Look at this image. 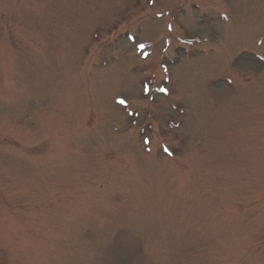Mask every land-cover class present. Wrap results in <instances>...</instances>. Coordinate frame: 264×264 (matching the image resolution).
<instances>
[{
  "label": "rangeland",
  "instance_id": "374dc122",
  "mask_svg": "<svg viewBox=\"0 0 264 264\" xmlns=\"http://www.w3.org/2000/svg\"><path fill=\"white\" fill-rule=\"evenodd\" d=\"M0 264H264V0H0Z\"/></svg>",
  "mask_w": 264,
  "mask_h": 264
},
{
  "label": "snow or ice",
  "instance_id": "6c2138e0",
  "mask_svg": "<svg viewBox=\"0 0 264 264\" xmlns=\"http://www.w3.org/2000/svg\"><path fill=\"white\" fill-rule=\"evenodd\" d=\"M120 103H124V101H120Z\"/></svg>",
  "mask_w": 264,
  "mask_h": 264
}]
</instances>
